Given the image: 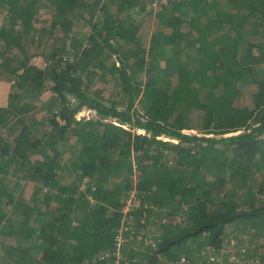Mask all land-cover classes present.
I'll use <instances>...</instances> for the list:
<instances>
[{"label": "trees", "instance_id": "trees-1", "mask_svg": "<svg viewBox=\"0 0 264 264\" xmlns=\"http://www.w3.org/2000/svg\"><path fill=\"white\" fill-rule=\"evenodd\" d=\"M41 1L0 0V69L14 78L0 108V233L20 241L0 243L5 264H204L231 228L262 238L264 76L254 66L264 62V0H168L148 48L133 19L146 9L139 0H48L61 45L39 70L22 42ZM74 10L88 15L84 38L68 36ZM106 74L121 101L93 88ZM46 90L40 111H54L28 124ZM22 180L37 185L32 204L15 200ZM132 192L137 205L123 214ZM12 205L23 219L2 227Z\"/></svg>", "mask_w": 264, "mask_h": 264}, {"label": "rangeland", "instance_id": "rangeland-1", "mask_svg": "<svg viewBox=\"0 0 264 264\" xmlns=\"http://www.w3.org/2000/svg\"><path fill=\"white\" fill-rule=\"evenodd\" d=\"M41 2L43 3L38 4L39 6L38 11L35 15L37 18V22L33 26V34L28 35V37H26L24 32H20V33L24 34L22 45L24 46V50L27 52V58L29 59L30 64L38 68L39 70H44L48 65L51 64L50 57L53 55L54 48H59L61 45V42L57 41L58 39H60L61 30L58 28L52 31L51 30L52 28L51 27L49 28L50 22H52V19H53V13H54L52 11L53 7L52 6L49 7L50 1L48 0H47V3H45V0H42ZM89 2H91V0H89ZM139 2H141L142 5L146 6V9L140 12V8L139 6H137L134 9L135 11L133 12V19L135 22L139 24L138 27L140 28L137 34V39L139 40V42L142 43V45L148 48L150 45L149 43L150 38L154 34L153 32L157 30L160 31V29H164L163 26H161L158 22L157 14L163 9V7L167 6L168 0H139ZM19 5L26 6L27 4H19ZM221 6L223 8L225 7L224 9L227 8V4L225 2L221 4ZM110 10H112V12L113 10L115 11L113 6L110 7ZM169 10L170 8L168 9V12ZM172 12L178 13V11L175 9L172 10ZM87 16L88 15L86 12L84 11L80 12V11H75V10L67 15V19L71 22L70 32L68 35L69 37H71L74 34L76 36H79V38H84L85 35L90 33V27L88 23L84 20V18H87ZM2 25L5 27L8 26L7 25V13H6V8L1 7L0 5V26ZM17 29H19V27H17ZM50 31L52 32V34L54 33V35L48 34L50 33ZM33 36H34V42L33 40H31V37L33 38ZM1 43L2 41H0V46H2ZM57 43L59 46L57 45ZM68 44L69 42L67 41V45ZM128 44L129 43L123 44L124 48L128 47L127 46ZM129 45L131 46L132 44H129ZM17 52L18 51L16 49H12L10 56H12L13 54ZM16 56L18 58H21L19 54H16ZM1 62L2 60H0V64ZM254 67L256 68L255 73L257 75L259 73H262V75L264 76V62L261 64H257ZM85 75L86 73H84V76ZM0 81L7 83V88L5 87V90L1 92L3 93V98L5 96L7 98L6 105L4 106L5 108L7 107V103H8V95L12 92L11 90H12L14 78L6 70L0 69ZM93 88L98 91H101L100 94L102 95L104 99L110 98L115 101H121V97L120 98L117 97V92L119 91L118 80L112 76H109L106 74L104 75V78L102 79L96 78L95 83L93 84ZM51 96L52 95L47 90L43 92L42 94H40V98H39L40 104L37 103V106H36L37 109L31 114H28V115L26 114L24 117L25 121L28 124H30V121H33L31 119L32 115H34L33 117L34 119L37 118L36 119L37 121H43L42 119L45 118V116L50 115V112L52 113L54 111V108H55L54 105H49V108L50 106H53V108L51 109V111H49V113L45 112V110L40 111L42 108H44V105L45 107L48 106V103L51 100ZM83 116L85 115H80L79 113H77L75 118L76 120H80ZM91 117L92 116H90V118ZM38 128L39 126L36 127L35 129H32L31 127L33 131L38 130ZM0 133L8 135V133L4 132L3 130ZM137 133L143 134V132H140V131H138ZM184 133L194 134L195 132L194 131H184ZM165 140L169 141V139H165ZM172 142L176 143L175 141H172ZM257 177H258V183H259V181H261L262 173L260 172ZM5 181L9 182L8 185L11 188L14 187V184L18 183L17 179H13L11 182L9 179H6ZM84 182H87V180H84ZM19 184H20L19 188L17 189L16 194H15V200H20V201L22 200L27 204H32L31 198H32L33 190L37 185L33 184L32 182L23 181V180L20 181ZM133 195H134V192H132V195L130 196V199L127 202L128 206L127 205L126 206L128 207V209L137 205L136 204L137 201L134 200ZM259 198H261V196ZM132 199L133 201H131ZM3 205L4 203H2V206ZM20 206L21 205L17 206V208H19ZM12 208H13V205L11 207L5 206L3 208V212L8 213L7 218L8 219L12 218L13 221H11L12 220L11 219L10 222L8 223L3 222L2 227H6L8 224L17 225L19 221H22L23 215L20 212H17V213L13 212ZM17 208L13 210L17 211ZM28 221L30 222V225L33 224L34 222L33 216H30ZM127 230L128 228H126L125 226L123 227L122 230H120L119 234H122L124 236V233ZM229 230H227L229 232V235L227 237V240L224 243L228 244L230 236H233V238H238L242 243H239V247L237 246L236 248H233V249L223 248L222 250L219 251V256H220L222 264H237V259L239 258L238 250L241 249L240 247H244L245 252L251 257L250 261H255L256 259H258L259 261L263 260L264 258V236L262 238L258 236L254 237V236H251L252 233L248 234L246 232H241L240 230L235 229V228H231ZM151 232H152V229H150V231L148 232H143V233L142 231H140V234L138 235H141V234H143L144 236L151 235ZM135 233L136 232L134 230L131 236L133 237ZM132 237H126L125 240L128 242H134L133 240H131ZM18 242L20 241L16 238L15 235H2L0 233V243H2L3 245H6V246L10 244L15 245ZM122 242L123 241H121L120 245H122ZM32 243L33 242H31L30 239H25L23 244L30 248L28 255L35 256L37 251L32 249ZM2 255H3V251L1 252V256ZM116 257L118 258L119 255ZM7 262L8 261H6L5 257L0 258V264H5ZM180 264H183V263L181 262ZM195 264H199V260H197V258L195 259Z\"/></svg>", "mask_w": 264, "mask_h": 264}, {"label": "built area", "instance_id": "built-area-1", "mask_svg": "<svg viewBox=\"0 0 264 264\" xmlns=\"http://www.w3.org/2000/svg\"><path fill=\"white\" fill-rule=\"evenodd\" d=\"M127 206L123 209V211H122L123 214H125L129 210ZM119 235H121V234H119ZM121 241H122L121 238H119V241H118L119 244H117V246H116V252H115L116 256H118L119 245L121 244ZM237 246L239 247V243H237V241L235 239L231 238L229 240L228 244H226V243L224 244L223 248L233 249V248H236ZM240 248L241 249L238 250L239 258L237 259V264H264V258H263V260H260V261L258 259H256L255 261H250L251 257L245 252L244 247H240ZM107 256H110V255L106 254L105 258H108ZM204 264H222L220 256H219V252H215V251L207 252L205 255V263Z\"/></svg>", "mask_w": 264, "mask_h": 264}, {"label": "crops", "instance_id": "crops-1", "mask_svg": "<svg viewBox=\"0 0 264 264\" xmlns=\"http://www.w3.org/2000/svg\"><path fill=\"white\" fill-rule=\"evenodd\" d=\"M3 87V88H1ZM5 87L7 88V83L3 82V81H0V107L4 108V106L6 105V96L3 98V93H1L3 90H5ZM8 94V93H7Z\"/></svg>", "mask_w": 264, "mask_h": 264}]
</instances>
